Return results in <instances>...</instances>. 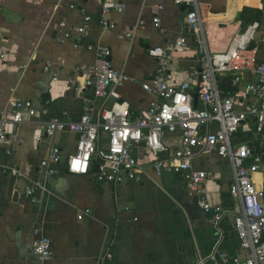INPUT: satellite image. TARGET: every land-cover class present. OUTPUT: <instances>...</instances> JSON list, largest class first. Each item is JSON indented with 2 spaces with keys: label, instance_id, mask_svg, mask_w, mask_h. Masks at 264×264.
I'll list each match as a JSON object with an SVG mask.
<instances>
[{
  "label": "crops",
  "instance_id": "crops-1",
  "mask_svg": "<svg viewBox=\"0 0 264 264\" xmlns=\"http://www.w3.org/2000/svg\"><path fill=\"white\" fill-rule=\"evenodd\" d=\"M123 1L122 13L102 14L101 0H0V120L5 121L0 140V264H187L215 250L239 261L246 256L238 248L231 217L212 223L198 206L201 197L225 213L232 209L231 169L211 149H196L190 163L191 170L206 173L200 195L188 193L181 176L154 175L150 170L138 180L124 176L115 185L96 183L93 170L69 174L65 159L74 152L76 136L64 130L52 139L60 161L49 166L51 175L43 178L38 173L46 143L37 144L35 138L45 124L52 118L63 124L75 122L83 107L101 104L89 89L73 95L74 86L94 69V53L85 45L107 48L111 67L128 78L114 91L132 117L141 116L151 98L140 87L157 70L146 56L147 48L167 49L177 36L188 35V50L173 54L168 66L174 84L184 81L197 64L191 34L182 24L183 8L170 0ZM195 2L208 53L225 51L235 34L256 21V61L264 60V44L259 42L264 35V0ZM83 17L88 21L80 42L60 41L56 24L63 21L66 29H72L83 24ZM154 17L158 28L151 21ZM102 18L107 28L99 24ZM46 64L50 69L43 71ZM246 80L253 77L244 75ZM242 85L230 87L225 79L220 84L224 93H235L237 108L250 100ZM10 100L29 101L34 115L22 112L21 122L11 123ZM112 101L108 97L105 107ZM100 137L104 143V135ZM235 138L260 156L251 182L264 196V129L256 134L252 121H247ZM161 141L164 155L179 151L178 132L165 134ZM131 154L138 164L152 159L142 145L132 148ZM10 168L18 171V178L8 173ZM35 180H43L45 191H36L31 201L22 192ZM33 227L40 228L50 243L51 256L43 262L28 250Z\"/></svg>",
  "mask_w": 264,
  "mask_h": 264
},
{
  "label": "built area",
  "instance_id": "built-area-1",
  "mask_svg": "<svg viewBox=\"0 0 264 264\" xmlns=\"http://www.w3.org/2000/svg\"><path fill=\"white\" fill-rule=\"evenodd\" d=\"M170 2L183 7L182 24L191 34L189 36L198 54L197 64L190 67L187 78L177 84L171 83L168 66L173 54L188 50V35L177 36L167 49L147 48L146 56L154 61L157 70L151 80L140 87L151 98L143 114L132 117L127 104L114 91L128 78L111 67L107 48L85 45L87 50L94 53V69L83 82L74 86L73 95L78 97L84 89H89L101 104L97 108L90 105L83 107L75 122L63 124L52 118L45 124L42 133L35 138L37 144L46 143L45 156L37 165L38 173L43 178L51 175L49 166L60 161L59 149L52 139L56 133L64 130L76 136L74 152L65 159V169L69 174L86 175L93 169L96 183L115 185L124 176L138 180L141 174L150 170L154 175L181 176L186 180L188 193L200 195L199 186L205 180L206 173L191 170L190 163L196 149H211L231 169L228 194L232 209L225 213L218 206H210L201 197L198 206L210 215L212 223H217L223 216L231 217L238 248L245 251L246 256L239 261L236 257L215 250L187 264H264V243L261 241L264 234V196L255 190L251 182L260 156L252 154L247 142L235 138L238 129L247 121H252L256 134L264 129V60L256 61L254 35L258 23L253 21L241 33L235 34L225 51L208 53L195 0ZM157 8L160 10L162 7L158 5ZM124 9L123 0H101L102 14H120ZM82 20L83 24L72 29H66L63 21L57 23L60 41L80 42L88 18L83 17ZM151 21L158 28V18L154 17ZM99 24L102 28L108 27L103 18ZM259 42L264 44V35H261ZM49 69V64L42 68L43 71ZM244 75H251L253 80L243 81ZM222 79L230 87L242 82V93L250 100L237 108L239 100L235 93L225 95L221 90ZM194 96L195 106L192 104ZM108 97L113 101L105 107ZM9 106L11 123H20L22 112L29 117L34 115V109L27 100H10ZM4 123L1 119L0 140L4 139ZM174 132L179 133V151L169 156H158L165 152L162 137ZM101 135L105 137L104 143H101ZM138 145H143L152 156L145 164H138L131 154L132 148ZM8 173L19 177L16 169L10 168ZM36 191H45L43 180L28 183L22 195L33 201ZM31 235L28 244L30 253L40 262L49 259L51 250L48 238L38 227L31 229Z\"/></svg>",
  "mask_w": 264,
  "mask_h": 264
},
{
  "label": "water",
  "instance_id": "water-1",
  "mask_svg": "<svg viewBox=\"0 0 264 264\" xmlns=\"http://www.w3.org/2000/svg\"><path fill=\"white\" fill-rule=\"evenodd\" d=\"M181 8H183V7H181ZM195 102H196V100H195V96H194V98H193V106H195ZM143 146V145H142ZM158 156H164V153H160V154H158Z\"/></svg>",
  "mask_w": 264,
  "mask_h": 264
},
{
  "label": "trees",
  "instance_id": "trees-1",
  "mask_svg": "<svg viewBox=\"0 0 264 264\" xmlns=\"http://www.w3.org/2000/svg\"><path fill=\"white\" fill-rule=\"evenodd\" d=\"M228 93V92H227ZM227 93H224L225 95L227 94ZM93 170V169H92Z\"/></svg>",
  "mask_w": 264,
  "mask_h": 264
}]
</instances>
